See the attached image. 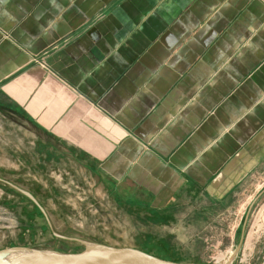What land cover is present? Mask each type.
Here are the masks:
<instances>
[{
  "label": "crops",
  "instance_id": "obj_1",
  "mask_svg": "<svg viewBox=\"0 0 264 264\" xmlns=\"http://www.w3.org/2000/svg\"><path fill=\"white\" fill-rule=\"evenodd\" d=\"M29 86L28 136L106 195L189 218L264 193V0H0V92Z\"/></svg>",
  "mask_w": 264,
  "mask_h": 264
},
{
  "label": "rangeland",
  "instance_id": "obj_2",
  "mask_svg": "<svg viewBox=\"0 0 264 264\" xmlns=\"http://www.w3.org/2000/svg\"><path fill=\"white\" fill-rule=\"evenodd\" d=\"M25 91L15 102L19 112L0 92V250L78 255L91 244L176 263L264 264V193L250 209L252 200L243 198L215 215L147 213L137 193L110 186L106 195L86 167L55 159L40 144L54 142L52 133L28 136L20 112L25 101L36 107L38 90Z\"/></svg>",
  "mask_w": 264,
  "mask_h": 264
},
{
  "label": "water",
  "instance_id": "obj_3",
  "mask_svg": "<svg viewBox=\"0 0 264 264\" xmlns=\"http://www.w3.org/2000/svg\"><path fill=\"white\" fill-rule=\"evenodd\" d=\"M93 253L108 257L109 259L104 264H193L166 261L130 249H114L91 244L85 245L84 251L78 255H65L19 247L3 249L0 250V264H64L61 263L60 257L69 261L70 264H81L88 260L89 254ZM31 255L34 256L31 257Z\"/></svg>",
  "mask_w": 264,
  "mask_h": 264
},
{
  "label": "bare ground",
  "instance_id": "obj_4",
  "mask_svg": "<svg viewBox=\"0 0 264 264\" xmlns=\"http://www.w3.org/2000/svg\"><path fill=\"white\" fill-rule=\"evenodd\" d=\"M35 255V254H34ZM33 255V256H34ZM37 255V254H36ZM35 255V256H36ZM40 255V254H39ZM31 255V257H33ZM40 256H43V255H40ZM88 260L85 262H82L81 264H104L109 258L106 257V256H103L101 254H96V253H93V254H89L87 256ZM61 260V263L63 262L64 264H70L69 261L65 260L64 258L62 259L61 257L59 258Z\"/></svg>",
  "mask_w": 264,
  "mask_h": 264
}]
</instances>
